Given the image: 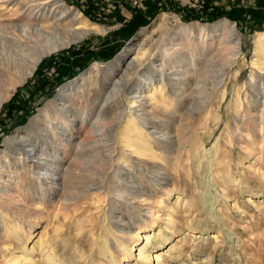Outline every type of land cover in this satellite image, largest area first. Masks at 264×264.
Segmentation results:
<instances>
[{
  "label": "rangeland",
  "instance_id": "374dc122",
  "mask_svg": "<svg viewBox=\"0 0 264 264\" xmlns=\"http://www.w3.org/2000/svg\"><path fill=\"white\" fill-rule=\"evenodd\" d=\"M56 2L64 4L73 17L78 15L80 23L88 22L109 31L90 34L71 48L45 57L34 75L11 93L0 109V152L3 155L5 141L25 135L41 114L52 112V107L60 104L58 95L67 89L65 87L87 74L95 64L113 69L128 47H134L147 32L159 27L164 15L168 17L163 29L168 34L167 44L180 43L183 35L189 38L181 42L183 49L178 52L182 55L188 54L202 35L205 39L209 36V46L215 44L221 33L216 26L223 21L235 26L242 40V52L227 70L222 85L205 109L193 120L182 117L190 107L188 103L198 95L196 83L202 81V87L207 86L211 91L212 71L221 69V61L209 66L208 73L195 77L181 92H172L168 87L163 91L169 98L166 105L158 95L160 103L147 108L149 116L165 120L157 121L160 129L174 133L167 140L159 139L160 145L153 146V157L143 156V165L158 163L161 166L162 174L157 178H163L167 183L165 187L155 188L151 183L155 184L156 179L145 173L143 202L140 199L117 201L114 187L123 183L115 176L119 165L122 166L132 152L147 150V142L151 141L152 145L154 141L151 133L136 127H122L120 140L117 139L119 151L114 153L113 164L106 167L111 178L115 177V183L107 185L110 191L96 193L92 190L81 195L79 201L70 203L66 214L57 199L48 198L41 213L34 212L29 202L21 203L24 208H18L8 219L0 221V242L8 249L0 251V264H17L13 260L22 256L38 264H156L154 255L163 251V264H264V69H261L264 54L253 62L254 41L258 34L264 33V0H212L209 4L210 10L217 11L215 20L202 15L206 0ZM235 7H241L239 14ZM193 15H201V18L190 19ZM173 38L177 41L171 42ZM146 48L153 49V45L148 44ZM211 51L202 56L199 65L204 66L209 60L205 57L216 54ZM134 54V51L126 54L123 62L126 67ZM154 63L156 66L159 61ZM111 65L114 67L110 68ZM247 94L255 105L251 112L247 111ZM186 98L189 101L182 106L180 103ZM164 109L176 113L166 114ZM131 112L129 106L127 113ZM25 117L26 123L20 125ZM127 122L128 119L123 126H127ZM157 129L152 131L159 132ZM126 145L130 150L124 149ZM81 151L74 144L67 152L62 151L64 166L71 164L73 154ZM86 163L82 164L83 178L76 182L79 187L73 189L75 192L84 193L93 182V173L104 172L101 165L90 168ZM29 183L26 177L23 188L28 189ZM171 189L173 193L168 196L167 191ZM124 197L131 198L127 194ZM150 210L157 217L152 218ZM29 226H33L32 236L28 233ZM140 226V238L128 233L129 230L137 233ZM152 232L155 238L146 247L143 237ZM42 235L46 237L47 248L41 251ZM132 243L134 251L128 256L127 247ZM34 245L38 251L31 252ZM25 248L30 251L25 252ZM142 248L149 260L139 256Z\"/></svg>",
  "mask_w": 264,
  "mask_h": 264
},
{
  "label": "bare ground",
  "instance_id": "6f19581e",
  "mask_svg": "<svg viewBox=\"0 0 264 264\" xmlns=\"http://www.w3.org/2000/svg\"><path fill=\"white\" fill-rule=\"evenodd\" d=\"M55 2L56 0H0V109L10 98L11 93L34 75L45 57L71 48L90 34H105L109 31L88 22L80 23L78 15L73 17L72 12L64 4ZM51 6L53 9L49 14ZM167 21L168 17L164 15L157 29L147 32L137 45L126 49L127 55L131 51L135 52L129 58L127 67L126 63L123 64L126 54L118 58L115 67L110 66V68L114 67L113 69L101 68L100 64L93 65L87 74L65 87L67 88L65 92L58 95L60 104L53 106L52 112L47 111L41 114L30 124V130H26L25 135L19 134L11 141L9 139L5 141L4 155L0 152V221L8 219L18 208H24L20 206L21 203L29 202L34 212L41 213L42 206L48 198H52V201L57 199L60 209L66 214L70 203L79 201L81 195L91 193L92 190L96 193L107 190L108 184L115 183L113 182L115 177L111 178L106 167L113 164L114 153L119 151L117 139L122 133V127L126 129L136 127L140 131L151 133L154 141L152 145L151 141L147 142V150L136 149L137 152H132V156L126 162H122V166L119 165L115 176L123 183L114 187L117 201L127 199L134 202L140 199L143 202V195H146L143 187L145 173L148 176L149 174L154 176L156 183L151 185L155 188L165 187L167 183L163 181V178H157L162 174L161 166L158 163H152L150 166L143 165L145 160L143 156L153 157L151 152L153 146L160 145L159 139L167 140L174 133L169 129H160L157 121L165 120L159 116L155 118L149 116L151 113L147 108H154L153 106L160 103L157 101L158 95L162 98V104L166 105L169 98L163 94V91L170 89L172 92H181L195 80V77L200 78L208 73L209 66L221 61V69L212 71L214 75L211 91L207 86H203L207 88L206 90L203 89L202 81L196 83L198 95L191 97L192 103H188L190 107L182 117L193 120L205 109L219 86L222 85L227 70L242 52V40L238 37L235 26L229 21H223L216 26L221 33L220 39L215 44L209 46L207 42L210 39L209 36L205 39L202 35L200 42L196 41L195 46L191 47L192 50L182 55L178 52L183 49L181 42L188 41L189 38L183 35V41L180 43L167 44L168 34L163 30ZM158 34H160L158 40L153 43ZM172 41L177 40L173 38ZM148 44H152L156 51L146 48ZM254 44L253 62H256L264 54V33L256 36ZM213 49L214 52L211 51ZM210 51L216 54L205 57L209 60L204 66L199 65L202 56H206ZM158 61L159 64L155 66L154 62ZM142 80L144 84L141 86ZM176 95L174 94V98ZM180 96L184 95L181 93ZM250 97L247 94L248 112L253 110V106L255 107ZM153 101L155 103H152ZM188 101L189 99L186 98L180 104L183 106ZM129 106L132 110L130 114L127 113ZM162 107L165 108V106ZM165 113L174 115L176 112L168 109ZM126 119H128V125L123 126ZM156 129L159 132L152 131ZM71 144L82 151L77 155L73 154V162L65 167L61 152H67ZM125 148L130 150L127 145L124 146ZM141 152L143 154H140ZM83 163L90 168L101 165L104 172L93 173V182L86 187L84 193L75 192L73 189L79 187L76 182L83 178ZM26 177L30 179L28 189L23 188L22 185ZM60 179H63L62 183ZM149 180L152 182V178ZM167 193L171 196L172 189ZM125 194L131 198L124 197ZM136 205L139 207L137 203ZM149 212L152 218L157 217L152 210ZM150 225L153 227V222H150ZM141 229L140 226L137 233L132 230L128 233H134L137 238H140ZM32 230L33 226H29L30 236H32ZM153 237L155 238L153 232L144 235L146 247L152 242ZM45 238L42 235L39 239L41 251L47 248ZM1 243L0 251L7 252L8 249H5ZM144 248L140 249L139 256L149 260V257L143 253ZM29 251L30 249L25 248V252ZM36 251L38 248L34 245L31 252ZM133 251L132 243L127 247L126 253L130 256ZM164 256L165 251L156 253L152 258L156 264H163ZM13 262L38 264L35 261L30 262L26 256L18 257ZM5 263L8 264V262Z\"/></svg>",
  "mask_w": 264,
  "mask_h": 264
},
{
  "label": "trees",
  "instance_id": "16d2710c",
  "mask_svg": "<svg viewBox=\"0 0 264 264\" xmlns=\"http://www.w3.org/2000/svg\"><path fill=\"white\" fill-rule=\"evenodd\" d=\"M210 1H212V0H206V5H207V7H205V9H204V12H202V15H203V17L205 16V17H207V18H209L210 20H215L216 19V16H215V13L217 12H214L215 10L213 9V10H210V8H211V6H210ZM235 9V12L237 13V14H239L241 11H240V9H241V7H235L234 8ZM210 10V11H209ZM218 14H220V13H218ZM194 17H196V18H201V15H199V16H197V15H193V16H191V17H189L190 19H193ZM188 20V19H187ZM26 120H27V117H25L22 121H20V125H24L25 123H26Z\"/></svg>",
  "mask_w": 264,
  "mask_h": 264
}]
</instances>
